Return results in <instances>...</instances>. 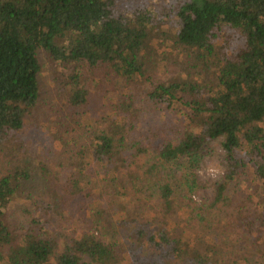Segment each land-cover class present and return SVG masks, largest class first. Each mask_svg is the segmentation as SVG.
<instances>
[{
    "label": "trees",
    "instance_id": "trees-1",
    "mask_svg": "<svg viewBox=\"0 0 264 264\" xmlns=\"http://www.w3.org/2000/svg\"><path fill=\"white\" fill-rule=\"evenodd\" d=\"M132 1L0 0V144L43 99L42 58L82 136L55 173L3 159L0 264H240L264 245V0Z\"/></svg>",
    "mask_w": 264,
    "mask_h": 264
},
{
    "label": "rangeland",
    "instance_id": "rangeland-1",
    "mask_svg": "<svg viewBox=\"0 0 264 264\" xmlns=\"http://www.w3.org/2000/svg\"><path fill=\"white\" fill-rule=\"evenodd\" d=\"M172 1L174 0H148V3L165 9L167 4ZM141 2L142 0L137 2L133 0L132 4L135 5V3ZM42 60L44 66L39 79L43 99L37 110L27 118L23 131L16 134L7 143L0 144V171L4 169L3 159H5L13 164L16 161L31 160L38 168L44 163L48 170L55 173L59 170L60 163L66 160L67 152L65 153V149L74 147L75 144H79L81 141L82 136L79 131L73 133L70 137L62 126L64 120L68 127L71 122L66 116L69 112L64 96L58 94L59 89L56 88L58 83L55 81V77L57 76L56 73L65 72L60 67L59 70H56V67L45 58H42ZM48 103L50 105L54 104L53 106L59 108V111L57 109L50 110ZM46 147H50V150H47ZM194 172L198 179V188L193 198L200 202L202 199L210 197L215 183L224 172L223 150L218 141L210 143ZM49 179L50 175L44 177L40 170H37L33 178L34 185H48ZM221 218L220 222L223 223L224 218ZM111 225L112 223L109 222L107 229H110ZM253 242V245H248L245 249L250 256L249 262L238 260L240 264H264V245L260 239ZM256 248L260 249L262 254Z\"/></svg>",
    "mask_w": 264,
    "mask_h": 264
}]
</instances>
